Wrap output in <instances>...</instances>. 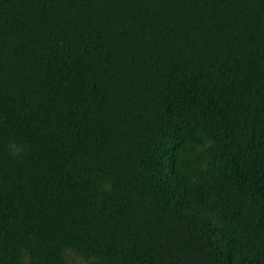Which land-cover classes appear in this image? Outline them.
<instances>
[{"label":"trees","instance_id":"1","mask_svg":"<svg viewBox=\"0 0 264 264\" xmlns=\"http://www.w3.org/2000/svg\"><path fill=\"white\" fill-rule=\"evenodd\" d=\"M0 264H264V0H0Z\"/></svg>","mask_w":264,"mask_h":264}]
</instances>
